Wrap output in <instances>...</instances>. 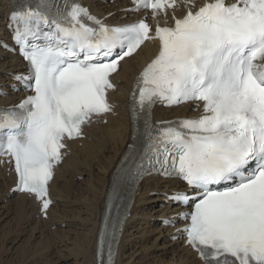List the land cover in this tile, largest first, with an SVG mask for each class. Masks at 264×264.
Returning <instances> with one entry per match:
<instances>
[{"label":"snow or ice","instance_id":"6c2138e0","mask_svg":"<svg viewBox=\"0 0 264 264\" xmlns=\"http://www.w3.org/2000/svg\"><path fill=\"white\" fill-rule=\"evenodd\" d=\"M184 3L187 11L168 26L177 0H134L137 10L165 17L154 35L144 20L107 25L76 0H65L54 18L37 9L13 12V39L29 64V75L15 79L34 94L0 109V154L14 162L16 190L34 194L46 213L65 136H80L93 115L112 110L106 95L114 88L111 74L145 41L158 40V54L132 93V118L143 116L144 154H152L149 167L139 163L118 180L152 172L183 180L191 191L169 199L191 205L177 214L188 221L179 231L202 264H264V0ZM189 101L203 102L198 118L153 129L154 104ZM122 225L117 216L108 240L100 231L99 264H105L106 243V264H114Z\"/></svg>","mask_w":264,"mask_h":264},{"label":"bare ground","instance_id":"6f19581e","mask_svg":"<svg viewBox=\"0 0 264 264\" xmlns=\"http://www.w3.org/2000/svg\"><path fill=\"white\" fill-rule=\"evenodd\" d=\"M85 3L93 14L109 23H127L139 18L122 12L128 7L126 0H114L111 4L108 0H86ZM9 6L10 0H0V42L9 38L4 22ZM154 50L155 46L148 43L122 63L115 77L117 91L110 93L116 116L90 121L83 128L84 139L68 144L69 154L57 168L49 187L54 204L47 210L46 219L41 218L40 207L31 196L10 192L14 177L6 168H0V239L3 245L11 244V253H16L19 264L36 259L38 262L34 264H42L41 256L51 248L54 251L48 264H95L96 236L107 189L130 137L127 90ZM22 71L18 57L0 48V106L16 104L23 97L11 91L15 85L13 74ZM190 108H156L155 119L194 115ZM103 118L106 124L101 123ZM183 190L176 180L149 177L141 182L125 221L115 264H202L182 240H174L177 234L170 227L176 221L173 215L177 208L166 202V198L173 191ZM13 228L26 229L27 237L36 242L33 245L25 242L18 248L15 246L18 240L9 238ZM8 249L0 246V253L4 255Z\"/></svg>","mask_w":264,"mask_h":264},{"label":"rangeland","instance_id":"374dc122","mask_svg":"<svg viewBox=\"0 0 264 264\" xmlns=\"http://www.w3.org/2000/svg\"><path fill=\"white\" fill-rule=\"evenodd\" d=\"M9 238H10V240L14 239V238H16L18 240L16 245H15V246H18V248H20L25 242H27L29 245H33V242H36V241H31L27 237L26 229H24V228L17 229V230H15L14 228L11 229V233H10ZM0 246L4 247L5 249L9 248L8 253H5L4 255H2L0 253V264H16V263L19 264L18 260L16 262V258H15L16 253H13V254L11 253V251H12L11 250V244L9 242L7 244L3 245V243L0 239ZM53 251H54V248L53 249L51 248L48 251L44 252L45 255L43 253V255L41 256L43 258V259H41L42 264H48L50 262L51 255H52ZM164 259L166 260V258H164ZM37 262H38V260L36 259V260L31 261V262L26 263V264H34ZM38 264H40V263H38Z\"/></svg>","mask_w":264,"mask_h":264}]
</instances>
